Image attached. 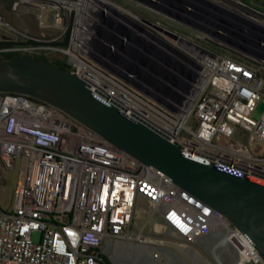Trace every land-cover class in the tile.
<instances>
[{
    "label": "built area",
    "instance_id": "2783aa9c",
    "mask_svg": "<svg viewBox=\"0 0 264 264\" xmlns=\"http://www.w3.org/2000/svg\"><path fill=\"white\" fill-rule=\"evenodd\" d=\"M22 5L54 10L62 31H19L0 15V24L15 36L0 45V58L20 54L63 62L92 91L185 152L264 179V153L255 145L264 143L263 8L249 0H12L14 10ZM159 28L218 55L190 64L167 47L160 60L165 76L153 74L159 87L145 84L148 92L102 65L108 38L124 32L178 51L179 40ZM228 38L247 49L229 50L222 43ZM140 70L152 73L144 63ZM17 166L11 207L0 206V264H105L106 238L147 241L134 230L139 196L182 238L194 242L223 232L240 250L239 264H264L225 216L164 171L57 106L0 91V184L2 170ZM36 231L39 241L33 239Z\"/></svg>",
    "mask_w": 264,
    "mask_h": 264
},
{
    "label": "water",
    "instance_id": "95a60500",
    "mask_svg": "<svg viewBox=\"0 0 264 264\" xmlns=\"http://www.w3.org/2000/svg\"><path fill=\"white\" fill-rule=\"evenodd\" d=\"M159 29L179 40L176 49L195 62L218 55ZM0 91L28 94L57 106L142 162L164 171L174 183L225 216L264 260V179L185 152L179 142H171L147 122L129 116L92 91L77 74L45 58L18 55L0 60Z\"/></svg>",
    "mask_w": 264,
    "mask_h": 264
},
{
    "label": "crops",
    "instance_id": "0c3cea01",
    "mask_svg": "<svg viewBox=\"0 0 264 264\" xmlns=\"http://www.w3.org/2000/svg\"><path fill=\"white\" fill-rule=\"evenodd\" d=\"M133 9L146 15L147 13L134 5ZM30 8L41 11L39 8L29 5H22L18 10L12 8V0H9L7 6L0 0V15L7 18L8 22L20 29L29 30L32 34H50L56 36L61 33L62 25L57 19L56 27L48 29H39L34 25L33 18L30 15ZM41 15V13H40ZM42 17V16H41ZM37 30V33L31 29ZM108 44L103 47L102 65L115 73L117 76L127 82L128 85L148 92L144 87L148 85H158L153 74L162 77L165 76L163 66L160 65L164 60V54L167 47L182 57L186 62L193 64L186 55L175 51L173 47L167 46L162 41L160 45H151L139 41L133 34L122 33L108 38ZM162 46H165L164 48ZM161 60V61H160ZM160 62V63H159ZM152 71V73L143 74L140 70V64ZM167 71V70H165ZM134 218V230L142 232L148 239L147 241L122 242L112 238H106L102 247V253L106 255L110 252L113 244L117 246L128 245L138 246L142 250V255L147 258L146 264H239L241 260L240 250L231 242L224 240L223 232H212L200 236L194 242H190L173 230L165 226L163 218H143V223L139 225L138 220ZM161 250L162 257L156 258L155 252ZM245 264H255L247 262Z\"/></svg>",
    "mask_w": 264,
    "mask_h": 264
},
{
    "label": "rangeland",
    "instance_id": "374dc122",
    "mask_svg": "<svg viewBox=\"0 0 264 264\" xmlns=\"http://www.w3.org/2000/svg\"><path fill=\"white\" fill-rule=\"evenodd\" d=\"M249 1L255 3L256 5L264 9V0ZM40 13L42 17L39 16ZM30 15L33 18L34 25L41 30L48 29L51 31V28L56 27V13L52 9L42 8L41 11L38 12L37 10L30 8ZM5 20H7V18H5ZM8 30V27H5L0 24V36L6 33ZM31 31L37 33V30L33 28L31 29ZM223 45L235 53L240 51L243 52V49H241L239 45L233 44V46H229L225 43H223ZM255 145H258L260 147L259 149L261 150V152L264 153V143H256ZM19 169V166H17L15 169L2 170L0 184V206L4 209H10L11 207L13 200V190L19 177ZM157 216L158 215L155 213L153 206L151 205L149 200L143 196H139L135 213V218H140L138 220L139 225L143 223V218H156ZM40 238L41 233L39 231L33 233L34 241H39ZM105 257L112 264H146L147 262V258L142 255V250L137 245L132 247L128 245L117 246L113 244L110 249V252L107 253Z\"/></svg>",
    "mask_w": 264,
    "mask_h": 264
},
{
    "label": "flooded vegetation",
    "instance_id": "af4514ba",
    "mask_svg": "<svg viewBox=\"0 0 264 264\" xmlns=\"http://www.w3.org/2000/svg\"><path fill=\"white\" fill-rule=\"evenodd\" d=\"M3 1V5L4 6H7V3L9 2V0H2ZM12 25V24H11ZM13 26V25H12ZM14 27V26H13ZM16 28V27H14ZM17 30L19 31H25V32H28V33H31L29 32V30H20L18 28H16ZM32 34V33H31ZM19 37V36H17ZM12 38H15V36L13 35V32L11 30H8L6 33H4L3 35L0 36V45H5V41L8 40V39H12ZM225 42H228L230 44H234V45H241L239 42H237L236 40L234 39H225ZM17 55H20V54H17ZM7 56V55H6ZM6 56L4 58H6Z\"/></svg>",
    "mask_w": 264,
    "mask_h": 264
},
{
    "label": "trees",
    "instance_id": "16d2710c",
    "mask_svg": "<svg viewBox=\"0 0 264 264\" xmlns=\"http://www.w3.org/2000/svg\"><path fill=\"white\" fill-rule=\"evenodd\" d=\"M17 56H18L17 54H8V55L6 56V58H0V60H12V59L16 58ZM55 65L66 68V64L63 63V62L56 63ZM101 257L103 258L105 264H112V263H111V262L105 257L104 254H101Z\"/></svg>",
    "mask_w": 264,
    "mask_h": 264
}]
</instances>
